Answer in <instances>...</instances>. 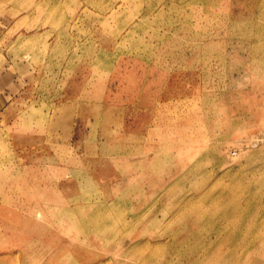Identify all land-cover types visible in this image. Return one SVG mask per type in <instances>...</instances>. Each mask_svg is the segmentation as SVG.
Returning <instances> with one entry per match:
<instances>
[{
	"label": "rangeland",
	"instance_id": "obj_1",
	"mask_svg": "<svg viewBox=\"0 0 264 264\" xmlns=\"http://www.w3.org/2000/svg\"><path fill=\"white\" fill-rule=\"evenodd\" d=\"M0 264H264V0H0Z\"/></svg>",
	"mask_w": 264,
	"mask_h": 264
},
{
	"label": "bare ground",
	"instance_id": "obj_2",
	"mask_svg": "<svg viewBox=\"0 0 264 264\" xmlns=\"http://www.w3.org/2000/svg\"><path fill=\"white\" fill-rule=\"evenodd\" d=\"M59 255V254H58Z\"/></svg>",
	"mask_w": 264,
	"mask_h": 264
}]
</instances>
